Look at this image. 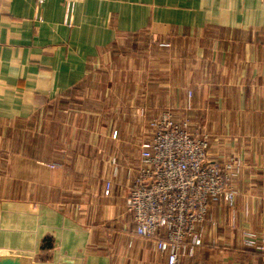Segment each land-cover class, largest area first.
Instances as JSON below:
<instances>
[{
  "label": "crops",
  "instance_id": "0c3cea01",
  "mask_svg": "<svg viewBox=\"0 0 264 264\" xmlns=\"http://www.w3.org/2000/svg\"><path fill=\"white\" fill-rule=\"evenodd\" d=\"M143 33L174 68L151 67L104 104L108 125L71 122L96 70ZM166 110L210 135L211 158L244 165L234 206L211 207L184 263L264 264L242 241L244 229L264 239V0H0V264H168L135 233L128 166L111 147L126 148L118 120H144V141Z\"/></svg>",
  "mask_w": 264,
  "mask_h": 264
},
{
  "label": "built area",
  "instance_id": "2783aa9c",
  "mask_svg": "<svg viewBox=\"0 0 264 264\" xmlns=\"http://www.w3.org/2000/svg\"><path fill=\"white\" fill-rule=\"evenodd\" d=\"M148 126L139 163L127 170L126 211L133 217L135 233L153 240L168 264H185V257L202 244L211 207L234 206L243 160L231 155L211 158L210 135L191 132L187 120H178L168 110L151 118ZM117 134L115 130L114 137ZM112 163L116 174V157ZM112 184L107 181L106 195ZM242 241L245 247L264 250V239L253 230L244 229Z\"/></svg>",
  "mask_w": 264,
  "mask_h": 264
},
{
  "label": "rangeland",
  "instance_id": "374dc122",
  "mask_svg": "<svg viewBox=\"0 0 264 264\" xmlns=\"http://www.w3.org/2000/svg\"><path fill=\"white\" fill-rule=\"evenodd\" d=\"M146 35V33H143L141 36L131 39L127 38L124 40L122 44L119 45L120 48L118 47L111 59L113 66H108L105 69H99L98 73L96 70L93 75V81L97 82V84H90L88 98L81 99V94H79L72 106L73 116L72 118H69L71 122L73 120H77L79 123L83 122L82 124H89L90 126L94 125L97 127H104L108 125L106 122H111L112 118L102 117L103 115L99 117L97 115L98 112H102V109L105 107L104 104L113 106V104H115L113 101H116L119 97L123 96L124 93L127 96L129 95L126 90L129 84H134L135 81L140 84L142 81L146 80L147 75L148 79H151V76L149 75L151 67L156 66L157 71L160 69L159 72L165 71L162 70L164 68H174L172 66L174 62H168L169 58H166V55L159 53L156 54V52H166V50H159L151 47L150 45L158 47L159 45L157 42L151 41ZM129 47H132V49L129 50ZM134 59H137L138 62L135 63ZM145 61L148 62L145 64ZM136 66L137 69H135ZM158 75L165 76V74ZM104 80L109 81V84H107L106 87L100 88L99 85L102 84ZM98 91H101V95L97 94ZM139 91L138 96H143L144 87H141ZM103 93H105V95L102 101ZM109 93L110 95L108 96ZM78 112L79 115L76 118L75 114ZM89 116L90 119H88ZM117 123L122 131L120 130L121 134L118 133L115 137L111 134L112 139L114 141L120 140V143L123 142V146L126 145V148L121 149L120 145L117 143L116 145L118 146L111 145L112 150L114 149V151L119 152L118 154L121 157L120 163L123 167H125V165L126 167H129V164L132 163H139L141 145L147 139L146 137V139L142 141L144 139V135H146L144 132L145 130H141L143 124V127L146 126L145 121L141 119V121L137 122V120L133 118H121Z\"/></svg>",
  "mask_w": 264,
  "mask_h": 264
}]
</instances>
